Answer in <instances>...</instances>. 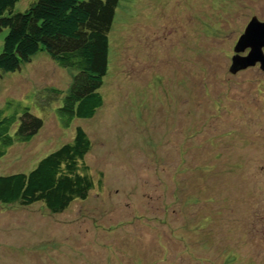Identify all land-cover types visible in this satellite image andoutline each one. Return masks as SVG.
<instances>
[{"label":"rangeland","instance_id":"374dc122","mask_svg":"<svg viewBox=\"0 0 264 264\" xmlns=\"http://www.w3.org/2000/svg\"><path fill=\"white\" fill-rule=\"evenodd\" d=\"M255 17L264 0H120L104 108L70 129L49 90L66 94L76 69L41 52L0 77V110L13 100L45 120L0 176L29 173L82 126L105 178L62 215L0 205V264H264V71L230 72Z\"/></svg>","mask_w":264,"mask_h":264},{"label":"trees","instance_id":"16d2710c","mask_svg":"<svg viewBox=\"0 0 264 264\" xmlns=\"http://www.w3.org/2000/svg\"><path fill=\"white\" fill-rule=\"evenodd\" d=\"M119 3L0 0V36L6 32L0 77L21 71L45 52L59 68L77 70L66 94L57 88L49 90L56 101L62 99L56 110L60 126L70 129L76 120L95 118L105 105L102 88L109 71L110 34ZM19 4L23 11H17ZM38 116L13 100L0 110V158L15 143L32 142L40 134L45 120ZM74 131L70 141L29 173L0 176V205L26 209L40 205L52 215H62L74 204L87 202L97 188L103 191V173L96 174L87 161L93 141L82 126Z\"/></svg>","mask_w":264,"mask_h":264},{"label":"water","instance_id":"95a60500","mask_svg":"<svg viewBox=\"0 0 264 264\" xmlns=\"http://www.w3.org/2000/svg\"><path fill=\"white\" fill-rule=\"evenodd\" d=\"M247 51L248 54L244 55ZM236 55L230 72L233 75L260 65L264 71V22L253 18L235 48Z\"/></svg>","mask_w":264,"mask_h":264}]
</instances>
